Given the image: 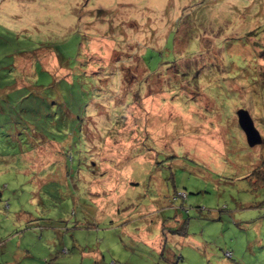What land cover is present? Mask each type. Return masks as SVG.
<instances>
[{"label": "rangeland", "instance_id": "obj_1", "mask_svg": "<svg viewBox=\"0 0 264 264\" xmlns=\"http://www.w3.org/2000/svg\"><path fill=\"white\" fill-rule=\"evenodd\" d=\"M0 149V264H264V0H0Z\"/></svg>", "mask_w": 264, "mask_h": 264}, {"label": "trees", "instance_id": "obj_2", "mask_svg": "<svg viewBox=\"0 0 264 264\" xmlns=\"http://www.w3.org/2000/svg\"><path fill=\"white\" fill-rule=\"evenodd\" d=\"M9 104H11L10 102H8ZM21 126H22V128H23V131H24V129H27V131H30V132H34V134L37 136V138H38V141H39V144H42V141H40L41 140V137L39 136V134L38 133H41L40 132V130H39V128L38 127H36L33 123H26V121H22V124H21ZM19 134H21V135H23L24 137H25V135H27V134H25L24 132H20ZM32 135V136H35V135ZM41 134H43V133H41ZM18 135V134H17ZM48 139H50V137L48 138ZM53 139V140H52ZM56 139L57 138H51L50 139V141L52 140V141H56ZM28 140V139H27ZM29 141V140H28ZM46 141V140H45ZM38 144V145H39ZM22 145H23V143H22ZM31 145H32V143H30V142H28L27 144L25 143V152H29V151H33V149L31 148ZM37 144H36V147L38 146ZM64 148V147H63ZM62 149V148H61ZM11 152V150H9V149H0V157H1V159L3 160V161H8L9 159H10V157H9V155H8V153H10ZM7 153V154H6ZM9 162H11V161H9ZM51 164H55V163H51ZM44 168H45V166H44ZM261 170H264V168H262V169H260V170H257V169H255L253 172H252V174H253V176L255 177V179H256V181L257 182H263L264 183V173H262L261 172ZM264 172V171H263ZM12 184H13V182H12ZM8 185V184H7ZM0 194H1V192H0ZM1 196V198L0 199H2V195H0ZM184 230V229H183ZM166 231L167 230H164L163 232H164V236H166Z\"/></svg>", "mask_w": 264, "mask_h": 264}, {"label": "water", "instance_id": "obj_3", "mask_svg": "<svg viewBox=\"0 0 264 264\" xmlns=\"http://www.w3.org/2000/svg\"><path fill=\"white\" fill-rule=\"evenodd\" d=\"M238 123L246 135L249 145L253 146L262 142V135L256 127L254 120L247 109L239 108L237 111Z\"/></svg>", "mask_w": 264, "mask_h": 264}, {"label": "crops", "instance_id": "obj_4", "mask_svg": "<svg viewBox=\"0 0 264 264\" xmlns=\"http://www.w3.org/2000/svg\"><path fill=\"white\" fill-rule=\"evenodd\" d=\"M148 231H146V232H144V236H143V239H145V238H147V237H149L150 235H148V233H147Z\"/></svg>", "mask_w": 264, "mask_h": 264}]
</instances>
